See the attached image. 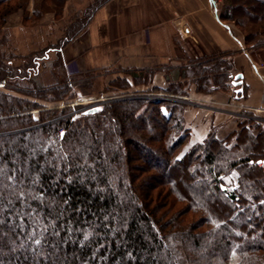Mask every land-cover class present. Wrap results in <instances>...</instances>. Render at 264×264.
Segmentation results:
<instances>
[{
	"label": "trees",
	"instance_id": "trees-1",
	"mask_svg": "<svg viewBox=\"0 0 264 264\" xmlns=\"http://www.w3.org/2000/svg\"><path fill=\"white\" fill-rule=\"evenodd\" d=\"M14 1L1 16L22 6ZM110 1L89 6L75 36ZM226 1L221 20L260 24L263 36L247 42L264 43V2ZM0 58L2 81L34 73L33 63L12 69ZM230 64L209 60L184 74L199 91H224L237 76ZM35 107L0 94V254L11 252L0 264H264V135L250 132L252 122L240 126L235 145L210 135L177 160L188 130L175 103L124 101L76 122L59 112L19 115ZM232 170L239 185L224 190Z\"/></svg>",
	"mask_w": 264,
	"mask_h": 264
},
{
	"label": "rangeland",
	"instance_id": "rangeland-1",
	"mask_svg": "<svg viewBox=\"0 0 264 264\" xmlns=\"http://www.w3.org/2000/svg\"><path fill=\"white\" fill-rule=\"evenodd\" d=\"M22 1L18 2V0H15V6L22 5L25 7L21 6L11 12H6L3 16L0 15L2 17L0 18V56L3 62H8V64L12 65V69L16 67L25 68V66L31 63L35 64L33 68L34 73L27 79L24 78V75L19 79L0 80V94H8L20 100H26L36 106L34 109L24 111L19 115L30 114L35 119L47 120L54 113L59 112L64 113L63 117L67 115L71 122H76L82 119L83 114L87 111L96 108L101 109L110 104L133 100L144 102L168 101L180 107L184 126L188 130V138L176 152L175 158L177 160L182 159L195 145L190 142V129L186 126L185 116L190 110L216 112L229 119H235L237 122L236 129L228 134L226 133L223 138L218 137L215 128H212L207 135V137L214 135L219 140L230 142L229 147L235 145L236 141H238L236 134L240 133V126L246 122H252L253 127L250 132L253 135H257L259 131L264 135V111L258 113L254 110L255 108H248L243 96H236L235 93L240 88L234 85V81L228 83L223 91L234 96H221L223 98H220V96L217 97L210 94L221 92V90H212V92L199 91L198 85L192 81L190 76L186 82H171L167 83L165 87H152L150 84L154 79L155 71H130L116 68L115 65L106 68H89L88 60L93 59H91L92 55L86 52L89 46L87 35L92 21L100 9L95 12L89 24L76 36L77 30H81V26H74L73 24L78 22L79 19L83 20L86 15L84 14L86 9L89 6L93 7L97 5L98 0H89L88 4L85 3L84 6L81 5L82 7L74 6L69 11L66 6L67 0H65V3L61 0ZM260 1L264 2V0ZM239 4H241V0ZM12 5H6V0H0V11L1 9L13 7ZM228 5V1L221 0L222 13L226 12ZM76 12L78 14H74ZM236 19H240L244 25L239 24L238 20L236 22L235 19V23L233 21L223 22L231 25L232 36L237 46H249L247 42L248 37L263 36L259 34L261 31L260 24L250 23L243 16H238ZM66 35L69 39H72L67 43H63V38ZM75 44L78 51L75 55L70 53L69 56L68 47H73ZM260 45H264V43L258 44L255 47L259 48ZM60 51L62 52L61 55L59 54ZM253 56L252 58L256 62L264 63V49ZM255 61L252 62L255 63ZM253 65L256 71L259 70L257 65ZM194 66H189L183 71L193 73L196 71ZM150 72L153 74H150ZM134 74H136V77ZM128 78L132 79V81L128 80ZM230 84L236 87L235 92L230 90ZM37 86L47 92L52 89L67 91L62 95L64 97L60 96L62 93L58 96H52L51 94L50 96L47 92L41 95L39 93L40 90H38L40 88H37ZM29 87H32V89L28 90L30 89ZM191 88L195 89L192 90ZM29 92H32V94ZM238 93H242V91ZM12 122L15 124L16 120ZM9 125L12 126L11 123ZM4 129L9 130L6 132L9 135L17 132V129H8V126H4ZM65 134L66 130L61 128L59 130V140L63 139ZM245 144H249V142H245ZM263 162L259 163L258 167L260 169H264L263 165L261 166ZM239 176L237 170H232L228 173L224 177L226 183L222 186V189L232 190L238 187ZM25 223L29 224L28 221ZM24 250L30 252L26 247ZM0 255L3 259L10 257L11 252L6 250Z\"/></svg>",
	"mask_w": 264,
	"mask_h": 264
},
{
	"label": "crops",
	"instance_id": "crops-1",
	"mask_svg": "<svg viewBox=\"0 0 264 264\" xmlns=\"http://www.w3.org/2000/svg\"><path fill=\"white\" fill-rule=\"evenodd\" d=\"M88 2L67 0L66 6L69 11ZM221 15V0H112L91 23L86 52L93 60L88 67L155 71L150 85L165 87L186 82L183 70L189 66L224 59L231 62V73L243 75L239 88L247 107L257 108L264 96V63L252 56L264 45L237 46L231 25ZM67 51L75 55L76 44ZM210 95L234 96L223 91ZM185 117L192 144L202 143L212 128L223 138L237 125L235 119L204 110H190Z\"/></svg>",
	"mask_w": 264,
	"mask_h": 264
},
{
	"label": "built area",
	"instance_id": "built-area-1",
	"mask_svg": "<svg viewBox=\"0 0 264 264\" xmlns=\"http://www.w3.org/2000/svg\"><path fill=\"white\" fill-rule=\"evenodd\" d=\"M229 88H230V90H231L232 92H235V91H236V87H235L233 84H230V85H229ZM254 110H256L258 113H261V112L264 111V96H263V98H262V102H261L260 106L257 107V108H255ZM262 165H263V167H264V162L261 163V166H262Z\"/></svg>",
	"mask_w": 264,
	"mask_h": 264
},
{
	"label": "water",
	"instance_id": "water-1",
	"mask_svg": "<svg viewBox=\"0 0 264 264\" xmlns=\"http://www.w3.org/2000/svg\"><path fill=\"white\" fill-rule=\"evenodd\" d=\"M242 78H243V75H242V74H238V75L235 77L234 85H235V86H240L241 83H242ZM241 91H242V89L240 88V89L238 90V92H241Z\"/></svg>",
	"mask_w": 264,
	"mask_h": 264
}]
</instances>
